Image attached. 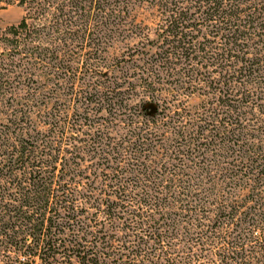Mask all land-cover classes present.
I'll return each mask as SVG.
<instances>
[{
	"label": "trees",
	"instance_id": "obj_1",
	"mask_svg": "<svg viewBox=\"0 0 264 264\" xmlns=\"http://www.w3.org/2000/svg\"><path fill=\"white\" fill-rule=\"evenodd\" d=\"M11 5L0 264H264V0Z\"/></svg>",
	"mask_w": 264,
	"mask_h": 264
},
{
	"label": "rangeland",
	"instance_id": "obj_2",
	"mask_svg": "<svg viewBox=\"0 0 264 264\" xmlns=\"http://www.w3.org/2000/svg\"><path fill=\"white\" fill-rule=\"evenodd\" d=\"M23 15V10L21 7L16 5L7 6L4 8L0 7V28H5L9 25L15 24L19 21L21 16ZM123 45L114 44V47L109 50V56H113L117 54ZM67 112H71L70 109L67 108Z\"/></svg>",
	"mask_w": 264,
	"mask_h": 264
}]
</instances>
